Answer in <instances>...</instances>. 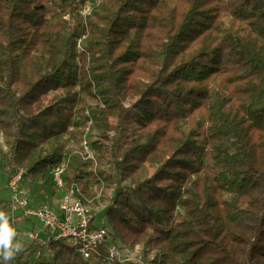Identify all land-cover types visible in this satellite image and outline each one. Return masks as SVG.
Here are the masks:
<instances>
[{"label": "trees", "instance_id": "16d2710c", "mask_svg": "<svg viewBox=\"0 0 264 264\" xmlns=\"http://www.w3.org/2000/svg\"><path fill=\"white\" fill-rule=\"evenodd\" d=\"M89 1L0 0V172L112 189L113 239L152 263L264 264V0ZM47 246L0 264H98Z\"/></svg>", "mask_w": 264, "mask_h": 264}, {"label": "built area", "instance_id": "2783aa9c", "mask_svg": "<svg viewBox=\"0 0 264 264\" xmlns=\"http://www.w3.org/2000/svg\"><path fill=\"white\" fill-rule=\"evenodd\" d=\"M64 168V164H60L51 170L54 197H59L57 206L48 202L32 205L23 169L15 167L7 180V187L12 191L7 201L10 221L34 218L39 222L40 229L28 232L29 241L40 247L35 252L36 256L50 258L52 250L47 243L50 238H54L65 240L67 244L75 246L84 259L98 264H146L138 245L125 247L113 239L108 226L95 224L96 216L91 215L87 204L81 200L77 186L62 192Z\"/></svg>", "mask_w": 264, "mask_h": 264}, {"label": "rangeland", "instance_id": "374dc122", "mask_svg": "<svg viewBox=\"0 0 264 264\" xmlns=\"http://www.w3.org/2000/svg\"><path fill=\"white\" fill-rule=\"evenodd\" d=\"M98 0H90L89 2L86 3L85 9L81 12L83 15H85L90 6H92L93 4H95ZM66 18L69 19V16L66 15ZM80 40V39H79ZM78 40V42H79ZM127 104V103H126ZM133 115V117H131ZM130 117L132 120L133 125H136L137 120L134 116V114H132V112L130 113ZM127 133V131H124ZM111 135H116L114 133H110ZM1 139V137H0ZM1 143V140H0ZM67 147H73L74 149H76L77 151H80V149L78 147H74L73 145H67ZM3 148L5 149V147L3 146ZM88 155H91L92 153L90 151H87ZM83 155V159L85 158V153H82ZM87 155V156H88ZM153 167L151 166H146L145 169L143 170V175H150L153 171ZM7 174L5 173H1L0 172V212L4 213L5 217L7 218V223L8 225H12V227H10L11 229L14 230V237H13V244L19 243L21 245V248H24L29 241L28 238V232L32 231L33 229L38 230L40 229L39 226V222L36 221L34 218L30 219V218H23L19 221L16 222H12L10 221V215L8 214V208L7 205L5 207L4 202L9 201L11 196H12V191L9 189V187H7ZM32 188H30L29 186V193H30V199L32 201V205L37 206L38 204H41L43 202H48L51 205L57 206V203L59 202V197L55 196L54 198H49L46 197L44 194H42L41 191L38 190H34L32 191ZM112 189L110 188H103L101 186L98 185H94L92 187L89 188V190L87 191V193L85 194V200H86V204L87 207L91 213V215L96 216L95 217V224L97 226H101V225H107V219L105 216H103V211L105 206L108 204V201L112 195ZM110 228V226H108ZM138 249L140 250V252L142 253L143 258H144V262L147 264H161L159 263V259H156L155 263H152V260H155V252L152 250H147L144 252L143 254V249L141 245L137 246ZM146 250V249H145ZM113 264V263H111Z\"/></svg>", "mask_w": 264, "mask_h": 264}, {"label": "clouds", "instance_id": "9594fccd", "mask_svg": "<svg viewBox=\"0 0 264 264\" xmlns=\"http://www.w3.org/2000/svg\"><path fill=\"white\" fill-rule=\"evenodd\" d=\"M14 235V230L9 227L4 213L0 212V257L5 262L11 260L21 249L19 243L13 244Z\"/></svg>", "mask_w": 264, "mask_h": 264}]
</instances>
